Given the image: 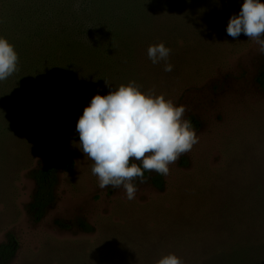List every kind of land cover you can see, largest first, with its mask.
<instances>
[{"label": "rangeland", "instance_id": "obj_1", "mask_svg": "<svg viewBox=\"0 0 264 264\" xmlns=\"http://www.w3.org/2000/svg\"><path fill=\"white\" fill-rule=\"evenodd\" d=\"M243 2L0 0V37L18 54L0 81V245L18 246L7 264H157L170 253L264 264V53L226 31ZM161 42L171 72L148 58ZM133 81L184 106L198 143L167 176L146 172L128 200L99 187L76 125L95 95ZM49 150L73 167L38 220L35 173Z\"/></svg>", "mask_w": 264, "mask_h": 264}, {"label": "clouds", "instance_id": "obj_2", "mask_svg": "<svg viewBox=\"0 0 264 264\" xmlns=\"http://www.w3.org/2000/svg\"><path fill=\"white\" fill-rule=\"evenodd\" d=\"M226 31L233 38L243 33L264 53V3L244 0L239 14L231 16ZM170 53L171 49L162 42L148 48V58L153 64L164 61L166 72L173 69L167 63ZM17 63L14 46L0 37V81L17 71ZM140 87L133 81L106 96L95 95L76 125L80 150L94 162L92 173L98 177L99 187L123 188L128 200L139 191L137 181L146 183L145 172L167 176L169 165L198 143L193 125L182 119L184 106L177 107L152 90L142 92ZM157 264L183 261L170 253Z\"/></svg>", "mask_w": 264, "mask_h": 264}, {"label": "trees", "instance_id": "obj_3", "mask_svg": "<svg viewBox=\"0 0 264 264\" xmlns=\"http://www.w3.org/2000/svg\"><path fill=\"white\" fill-rule=\"evenodd\" d=\"M257 83L260 89L264 91V70L259 73V76L257 77ZM72 167V162L62 164L57 161L55 159L53 150H49L47 152L42 168H40L35 173L37 189L34 194L33 202L31 203V209L34 212L36 219L40 220L44 216L48 206L54 202V188L57 182V173L61 169L69 171L72 169ZM156 185L158 187L162 186V181L160 178L157 179ZM17 248V243L13 238L7 243L1 244L0 264H7L14 257Z\"/></svg>", "mask_w": 264, "mask_h": 264}]
</instances>
